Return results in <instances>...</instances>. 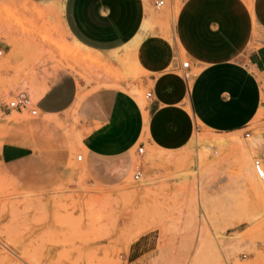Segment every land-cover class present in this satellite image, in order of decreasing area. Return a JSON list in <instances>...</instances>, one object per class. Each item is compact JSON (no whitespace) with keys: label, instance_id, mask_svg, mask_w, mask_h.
Instances as JSON below:
<instances>
[{"label":"rangeland","instance_id":"374dc122","mask_svg":"<svg viewBox=\"0 0 264 264\" xmlns=\"http://www.w3.org/2000/svg\"><path fill=\"white\" fill-rule=\"evenodd\" d=\"M186 1L166 0L156 8L149 0L148 28L172 35ZM62 5L63 0H0V39L10 48L0 53V104L8 106L27 91L33 76L74 74L81 89L95 82L91 91L106 84L99 78L123 74L74 40L63 24ZM242 56L263 88L262 107L246 128L249 137L246 129L220 133L194 121L193 138L183 144L142 138L145 152L138 154L137 144L128 154L127 172L108 181L92 174L78 143L81 134L66 127L63 147L50 155L70 159L67 175L50 184L28 183L1 166L0 264H76L89 258L101 260L97 264H264V180L253 168L254 156L264 158V52ZM186 59L182 54L181 62ZM124 65L125 74L138 75L131 61L124 59ZM181 68L188 76L194 72ZM141 91L146 98L147 90ZM12 111L0 116V145L10 139V120L37 116ZM138 165L143 174L135 180Z\"/></svg>","mask_w":264,"mask_h":264},{"label":"crops","instance_id":"0c3cea01","mask_svg":"<svg viewBox=\"0 0 264 264\" xmlns=\"http://www.w3.org/2000/svg\"><path fill=\"white\" fill-rule=\"evenodd\" d=\"M148 4L63 0L62 21L69 34L123 74L99 78L106 84L91 91L95 82L81 89L83 84L70 73L30 78L28 92H20L30 96L37 116L10 120V139L0 145V167L44 185L67 175L73 170L70 159L50 151L63 147L68 127L81 134L78 143L92 174L109 181L127 172L128 154L146 136L161 145H179L192 140L194 121L220 133L248 127L262 107L263 88L242 54L264 52V0H187L172 35L148 28ZM136 38L138 45L128 55L125 47ZM257 43L261 46L252 48ZM9 50L0 39V53ZM182 54L191 61L185 70L194 69L190 76L182 72ZM126 57L136 77L125 74ZM141 88L150 97L144 98ZM8 108L0 104L2 119L13 115L15 109Z\"/></svg>","mask_w":264,"mask_h":264},{"label":"built area","instance_id":"2783aa9c","mask_svg":"<svg viewBox=\"0 0 264 264\" xmlns=\"http://www.w3.org/2000/svg\"><path fill=\"white\" fill-rule=\"evenodd\" d=\"M154 6L156 8H161L162 6H164L166 4V0H154ZM190 59H186L183 60L181 62V66L186 69L188 67H190ZM151 93L150 91L146 92V97H150ZM9 108L15 109V110H19V111H30L33 114L37 113V108H35L32 105L31 102V98L30 96H28V94H26L25 92H19L17 93L13 99H11L8 103H7ZM244 135L246 137H249L251 135V131L250 129H246L244 131ZM145 152V142H140L138 144L137 147V153L138 154H143ZM83 154L80 153L77 155V159L78 160H82L83 159ZM253 168L256 172V174L264 180V158L261 156H254L253 158ZM142 169L140 168V166H136L135 172H134V178L135 180H140L142 177ZM124 264H130L129 261H126Z\"/></svg>","mask_w":264,"mask_h":264},{"label":"bare ground","instance_id":"6f19581e","mask_svg":"<svg viewBox=\"0 0 264 264\" xmlns=\"http://www.w3.org/2000/svg\"><path fill=\"white\" fill-rule=\"evenodd\" d=\"M138 40H139V38H136L134 41H132L130 44H128L126 47H125V50H126V53L128 54V55H130L129 53L131 52V49H133V48H135L137 45H138ZM85 48V47H84ZM132 53V52H131ZM126 56V55H125ZM127 58V57H126ZM135 61L134 62H136V59H134ZM123 62H124V60H122ZM130 61V58H127L126 59V62H129ZM139 232V231H138ZM99 261H101V260H98V259H80V260H78L77 261V263L76 264H97V262H99ZM111 260H109V259H106V260H104V262H110Z\"/></svg>","mask_w":264,"mask_h":264}]
</instances>
